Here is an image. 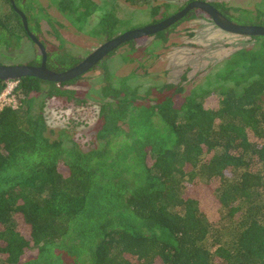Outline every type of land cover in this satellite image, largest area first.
Wrapping results in <instances>:
<instances>
[{"label":"trees","instance_id":"1","mask_svg":"<svg viewBox=\"0 0 264 264\" xmlns=\"http://www.w3.org/2000/svg\"><path fill=\"white\" fill-rule=\"evenodd\" d=\"M20 1L39 38L44 14ZM169 1L149 7L152 23L194 0L176 9ZM210 3L239 18L224 3ZM52 4L103 41L125 32L128 19L114 9L87 27L100 8L95 0ZM12 9L19 23L0 16L7 47L19 44L17 26L28 36ZM200 11L154 34V48ZM48 22L60 48L47 51V66L61 72L80 59ZM250 38V47L189 92L186 73L178 82L147 83L135 71L117 75L111 62L118 48L91 69H100L101 84L84 97L75 88L83 75L18 80L16 104L0 109V264H264V36ZM124 44L137 50L135 40ZM36 62L40 56L27 64ZM6 86L0 80V94ZM90 102L98 108L90 139L81 144L65 129L53 135L49 104Z\"/></svg>","mask_w":264,"mask_h":264},{"label":"rangeland","instance_id":"2","mask_svg":"<svg viewBox=\"0 0 264 264\" xmlns=\"http://www.w3.org/2000/svg\"><path fill=\"white\" fill-rule=\"evenodd\" d=\"M99 4V10L93 14L87 22L90 28L98 14L114 9L119 17L128 19L123 22L122 31L139 28L152 23L153 17L149 14L151 5L162 4L168 0H149L147 3L133 5L125 0H95ZM187 0H170L174 8L186 4ZM208 2H222L230 9L232 15L239 18H231L239 24H251L264 26V0H205ZM25 8L33 12H42L41 32L39 38L45 44L48 52L60 48V41L56 38L54 30L48 19L59 29L64 40V49L75 57L84 59L89 53L98 48L103 40L79 31L70 20L60 12L52 0H21ZM236 8L237 10H234ZM196 17L183 20L174 30L167 33V41L157 44L154 48L155 36L150 35L135 39L134 53L128 44L122 45L115 51V58L111 62L117 75H127L135 71L141 82L161 81L178 82L183 73L187 74V92L198 83H203L206 77L215 72L218 67L235 51L243 47H250L254 40L250 36L229 33L219 28L211 17L203 11ZM0 16L8 17L13 24L19 23L13 13L10 0H0ZM258 17L260 20H258ZM16 20V21H15ZM63 26H60V25ZM21 35L19 44L7 47L0 41V64L18 65L27 64L39 58L38 46L24 35L17 26ZM152 46V47H151ZM145 48L146 51H145ZM153 54L146 55L149 50ZM131 52V54H129ZM143 54V56H141ZM131 55L135 60L124 62L119 56ZM100 69L90 70L83 75L75 86L83 97L87 90L98 87L101 84ZM148 80V81H145ZM81 106L78 103L49 104L46 108V118L49 129H53L57 135L60 130H67L72 137L77 138L81 144L90 139L93 128L97 122L98 108L96 104ZM215 209L212 210V212Z\"/></svg>","mask_w":264,"mask_h":264},{"label":"water","instance_id":"3","mask_svg":"<svg viewBox=\"0 0 264 264\" xmlns=\"http://www.w3.org/2000/svg\"><path fill=\"white\" fill-rule=\"evenodd\" d=\"M12 7L21 16L23 26L27 32L28 37L38 46L41 62L38 65L34 64H18V65H6L0 64V80L12 81L20 80L26 76H35L44 80L54 81L57 83L66 82L76 77L82 76L90 71L92 68L98 65L110 52L119 48L123 43L130 40L139 39L142 37L154 35L160 31H164L170 28L172 25L186 17L191 11L199 9L208 14L213 22L222 30L229 33L245 35V36H264V26L251 25V24H239L226 15H224L218 8L212 3L204 0H194L188 3L184 8L176 13L166 17L165 19L151 23L139 28L131 29L118 34L116 37L103 42L98 48L89 53L84 59L78 62L76 65L68 68L67 70L58 72L49 69L47 66V49L44 43L33 33L29 28V23L26 15L20 10L15 0H10Z\"/></svg>","mask_w":264,"mask_h":264},{"label":"built area","instance_id":"4","mask_svg":"<svg viewBox=\"0 0 264 264\" xmlns=\"http://www.w3.org/2000/svg\"><path fill=\"white\" fill-rule=\"evenodd\" d=\"M18 80L7 81L5 90L0 94V109L5 105H15L16 97L14 89Z\"/></svg>","mask_w":264,"mask_h":264},{"label":"flooded vegetation","instance_id":"5","mask_svg":"<svg viewBox=\"0 0 264 264\" xmlns=\"http://www.w3.org/2000/svg\"><path fill=\"white\" fill-rule=\"evenodd\" d=\"M32 41V40H31ZM40 53V52H39ZM40 57H41V55H39ZM38 64H40V63H38V62H36V64H34V65H38Z\"/></svg>","mask_w":264,"mask_h":264},{"label":"clouds","instance_id":"6","mask_svg":"<svg viewBox=\"0 0 264 264\" xmlns=\"http://www.w3.org/2000/svg\"><path fill=\"white\" fill-rule=\"evenodd\" d=\"M21 10V9H20Z\"/></svg>","mask_w":264,"mask_h":264}]
</instances>
